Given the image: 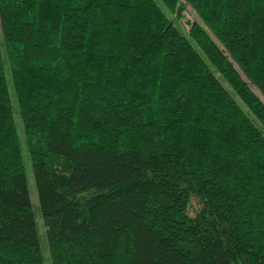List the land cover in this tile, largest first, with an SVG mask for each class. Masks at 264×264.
Segmentation results:
<instances>
[{"label":"trees","instance_id":"16d2710c","mask_svg":"<svg viewBox=\"0 0 264 264\" xmlns=\"http://www.w3.org/2000/svg\"><path fill=\"white\" fill-rule=\"evenodd\" d=\"M185 1L0 0V264H45L8 76L53 264H264V0Z\"/></svg>","mask_w":264,"mask_h":264},{"label":"rangeland","instance_id":"374dc122","mask_svg":"<svg viewBox=\"0 0 264 264\" xmlns=\"http://www.w3.org/2000/svg\"><path fill=\"white\" fill-rule=\"evenodd\" d=\"M183 4V9L181 11V15H177V12H172L170 13L166 6L164 4L163 7L165 8L166 12L169 13L170 17L174 18L177 25H179L181 28H184V30H188L191 26V24L194 22V20L201 21L198 13L196 10L185 0H182ZM9 80V85H10V90L12 93V101H13V113L15 120L17 122L19 131H20V139L22 143V154H23V160H24V165H25V170L28 178V184H29V189H30V196L32 200V206H33V211L35 214L36 218V223L38 227V232H39V237H40V244H41V250L42 254L44 257V263L45 264H53L52 262V257H51V252H50V246H49V238H48V225L45 222L44 215L41 210L40 206V201H39V196H38V190L36 186V181H35V175L33 171V166H32V159L30 156V153L27 149V145L25 142V134H24V129H23V120L21 118V115L18 110V104L16 101V96L13 88V83L11 81L10 76H8ZM225 85L228 86L231 90L233 89L230 85L229 82L225 80ZM253 90L264 99L263 94L260 92L258 87L255 85H251ZM235 94V93H234ZM237 99L240 101L246 112L253 117V120L256 122V124H259L261 128H264V125L262 121L257 117V115L247 106L245 103L241 101V99L236 96Z\"/></svg>","mask_w":264,"mask_h":264}]
</instances>
